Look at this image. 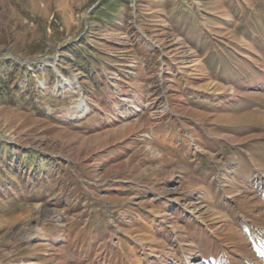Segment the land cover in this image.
Instances as JSON below:
<instances>
[{
	"label": "rangeland",
	"instance_id": "obj_1",
	"mask_svg": "<svg viewBox=\"0 0 264 264\" xmlns=\"http://www.w3.org/2000/svg\"><path fill=\"white\" fill-rule=\"evenodd\" d=\"M0 71V264H264V0H0Z\"/></svg>",
	"mask_w": 264,
	"mask_h": 264
},
{
	"label": "trees",
	"instance_id": "obj_2",
	"mask_svg": "<svg viewBox=\"0 0 264 264\" xmlns=\"http://www.w3.org/2000/svg\"><path fill=\"white\" fill-rule=\"evenodd\" d=\"M188 15H191V14H188ZM10 73L14 74V72H12V71ZM35 74L39 75L40 71H36ZM21 78H24L26 80V83L29 86L34 85L35 79L33 78V73L27 72L26 74H23V76H21ZM3 83H4V80L2 79V72L0 71V93H1V91H2V93H4L6 90L8 91V88H6L7 86L4 85ZM18 89H20V88H18ZM30 153H31L30 156H28V157L27 156H24V157L20 156L19 159H17L13 154L8 155L7 158L2 157V155L0 154V165H1V163H4L7 166L6 171H11L13 167H16L18 169L21 166V164H27V165L33 166L34 165L33 160L36 157H42V162L39 164H35V166H33V167H34L35 172L39 171V172H37V173H39L38 174L39 176H46L48 174V170H47V168H45L41 164L47 163L49 160L54 161V159L45 158V156L42 153H38V152H30ZM55 160H57V159H55ZM49 165H51V163ZM12 179H13V177H12ZM1 181L2 180L0 179V183H1ZM16 187H19V186H16ZM161 202H163V200H161ZM165 204H166V207H171L170 211L171 210L177 211L176 210L177 206H174V205L170 206L169 203H165ZM148 222H151V219L148 220ZM153 222L155 223V221H153ZM159 228H160V232H161L162 229L164 228V224H162V223L156 224L155 229H159ZM81 251L86 252L85 247H83L81 249ZM111 256H112V254H109L107 257H111ZM213 256L215 258V255H213ZM82 261H86V258H83ZM101 264H104V263L102 262Z\"/></svg>",
	"mask_w": 264,
	"mask_h": 264
}]
</instances>
